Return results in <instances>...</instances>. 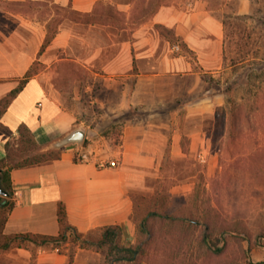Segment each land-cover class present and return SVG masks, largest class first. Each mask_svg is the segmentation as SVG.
Listing matches in <instances>:
<instances>
[{
    "label": "crops",
    "instance_id": "crops-1",
    "mask_svg": "<svg viewBox=\"0 0 264 264\" xmlns=\"http://www.w3.org/2000/svg\"><path fill=\"white\" fill-rule=\"evenodd\" d=\"M37 1L70 4L75 10L89 12L100 2L110 0H0V161L6 156L7 145H13L24 126L39 148L57 152L49 159L9 168L13 205L5 216L3 230L11 234L56 236L61 231L58 206L62 203L66 223L78 232L96 233L102 226L118 225L121 242L133 244L137 227L131 185L141 180L143 172L160 168L168 144L171 143L173 153L185 155L182 140L186 134L190 153L202 156L206 150L199 147L203 139L201 129L193 126L187 132L182 123L186 118L194 120L204 112H212L222 102V94L215 92L179 101L175 92L201 90L203 74L215 77L225 70L226 4L217 8L208 7L206 0H189L184 8L162 4L141 26L117 30L112 42L114 52L108 58L101 50L87 57L106 60L100 74L113 82V117L129 113L112 150L117 154V165L100 167L76 156L82 148L108 154L105 141L94 136V128L84 127L83 119H78L73 110L60 105L50 81L56 73V60L67 57L47 59L46 53L65 48L72 30L68 24L60 23L53 39L40 51L47 20H41L35 12L11 10L4 5L13 2L24 6ZM117 4L121 9L130 5ZM250 10V0H237L232 14L245 15ZM154 23L173 29L193 55L180 52L179 44L162 38L152 27ZM34 62L37 71L16 95L9 96ZM166 91L172 92L170 99L166 98ZM6 98L8 102L4 104ZM93 101L105 106L102 99ZM166 106L174 107L168 118L160 115ZM104 115L97 116V122ZM78 128L84 130V143L83 138L59 144ZM78 255L79 251L75 256ZM66 257L56 248L38 249L39 262L64 264Z\"/></svg>",
    "mask_w": 264,
    "mask_h": 264
},
{
    "label": "rangeland",
    "instance_id": "rangeland-1",
    "mask_svg": "<svg viewBox=\"0 0 264 264\" xmlns=\"http://www.w3.org/2000/svg\"><path fill=\"white\" fill-rule=\"evenodd\" d=\"M119 2L130 5L121 9ZM188 2L110 0L97 4L96 15L90 21L75 20L67 11L44 1L26 2L24 6L13 2L4 5L11 10L35 12L47 24H68L72 30L69 44L46 53L47 59L67 57L54 64L56 73L50 76L56 88L54 93L62 107L83 119L84 127L95 129L94 136L102 137L108 156L116 159L117 154L112 150L119 140L123 119L129 113L113 117L116 98L111 88L113 82L100 74L106 60L87 57L101 50L108 58L114 52L112 42L117 30L141 26L162 4L184 8ZM206 2L211 8L226 4L224 54L228 64L215 77L203 74L201 90L175 92L179 101L215 92L222 94V102L212 112H204L194 120L186 118L182 123L187 132L193 126L201 129L203 139L199 147L206 150L202 156L190 153L187 134L182 140L185 155L173 153L171 143L168 144L160 168L143 172L141 180L131 185L130 194L137 227L134 245L146 238L138 223L149 209L157 208L174 213L187 209L203 214L209 211L214 225L213 247L202 240V224L192 229L186 223L161 224L159 219H150L154 238L148 250L134 262L117 264H264V0H250L251 10L245 15L232 14L237 0ZM152 27L162 38L179 44L180 52L193 55L173 29L161 23ZM171 96L172 92L166 91V98ZM96 98L104 100L105 106L91 102ZM173 108L163 107L160 115L168 118ZM104 113V119L97 122V116ZM14 148L7 165L26 158L33 161L38 156L46 160L57 153L55 149L42 150L33 142ZM6 211L7 207L0 208V264H48L38 260L40 247L65 253L64 264L103 263L101 250L88 243L81 246L71 229L66 237L43 246L38 245L40 238L33 240L26 234L6 233L3 230ZM90 236L93 238L96 233ZM77 251L81 254L78 257Z\"/></svg>",
    "mask_w": 264,
    "mask_h": 264
},
{
    "label": "trees",
    "instance_id": "trees-1",
    "mask_svg": "<svg viewBox=\"0 0 264 264\" xmlns=\"http://www.w3.org/2000/svg\"><path fill=\"white\" fill-rule=\"evenodd\" d=\"M54 7L61 9L63 11H67L69 15L77 20L80 18L85 19L86 21L92 20V18L96 15L95 8L89 12H82L73 9L70 4L66 6H60L57 4H53ZM58 22H53L51 24H47L45 30V36L43 42L41 44L40 51H42L53 39L55 34L58 31ZM185 45V44H182ZM38 69V65L34 62L31 67L26 71L24 78L19 81L17 86L12 88L9 92V96L16 95L24 86L25 82L27 81L28 77L33 75ZM8 102V98L4 100V104ZM86 141L84 138L83 143ZM29 142H33V137L30 130L24 126L21 130V134L18 138L14 140L13 145H7V153L6 156L0 161V185L1 187L7 191L6 195L0 194V208L7 207L6 214L8 210L12 207L13 203L11 200V188H10V179H9V168L12 166L17 165H24L28 163L42 161L43 159L29 160L23 159L21 162H17L14 164H8V158L15 150L14 145L20 147V145H25ZM51 158V157H50ZM49 159V158H48ZM58 219L61 223V231L56 236L51 235H38V234H31V233H21L26 234L31 237L33 240L36 238H40V242L38 245L43 246L46 242L50 241H57L62 237H66V233L68 229H71L76 238L80 239L81 246L84 247L83 244H90L96 246L98 249L101 250L103 254V263L102 264H117V263H129L136 261L140 256L144 255L146 250H148L149 243L154 238V230L152 224L150 223V219H159L161 224H176V223H186L187 226L192 227V229H196L197 226L200 224L204 227L203 233V241H207L212 247L213 244V231L214 225L212 223L210 212L203 214L202 212L193 213L190 209H187L185 212L182 213H174L165 210H159L157 208L149 209L142 220L138 223V227L141 229L142 232L146 233V238L142 242H137L134 244H125L121 242V229L118 225H108L102 226L96 231V236L91 238V232L81 233L78 232L75 228L70 226L65 221V210L62 203H59L58 206ZM147 247V248H145ZM210 248V247H209ZM219 250L221 248H216ZM211 249V248H210ZM255 263V262H254ZM260 263V262H256Z\"/></svg>",
    "mask_w": 264,
    "mask_h": 264
},
{
    "label": "built area",
    "instance_id": "built-area-1",
    "mask_svg": "<svg viewBox=\"0 0 264 264\" xmlns=\"http://www.w3.org/2000/svg\"><path fill=\"white\" fill-rule=\"evenodd\" d=\"M76 158L80 161H91L100 167L117 165L116 159L111 158L105 152H96L93 149L82 148Z\"/></svg>",
    "mask_w": 264,
    "mask_h": 264
},
{
    "label": "water",
    "instance_id": "water-1",
    "mask_svg": "<svg viewBox=\"0 0 264 264\" xmlns=\"http://www.w3.org/2000/svg\"><path fill=\"white\" fill-rule=\"evenodd\" d=\"M84 138V130L81 128L73 130L69 135L63 138L59 144H64L73 141H82ZM0 194L6 195L7 191L4 190L0 185Z\"/></svg>",
    "mask_w": 264,
    "mask_h": 264
}]
</instances>
